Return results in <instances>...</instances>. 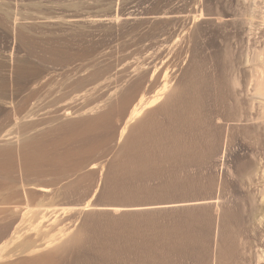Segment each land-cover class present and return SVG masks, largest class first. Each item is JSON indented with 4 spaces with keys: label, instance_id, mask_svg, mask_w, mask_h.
Masks as SVG:
<instances>
[{
    "label": "rangeland",
    "instance_id": "obj_1",
    "mask_svg": "<svg viewBox=\"0 0 264 264\" xmlns=\"http://www.w3.org/2000/svg\"><path fill=\"white\" fill-rule=\"evenodd\" d=\"M263 20L264 0H0V264L59 249L58 264H76L92 257L96 239L134 226L141 256L129 258L158 264L171 258L175 223L209 243L210 262L219 244L216 206L247 216L250 201L260 204L250 165L264 162V108L234 81L240 59L264 50ZM142 95L156 101L119 140ZM220 157L227 166L211 168ZM176 173L203 176L206 187L197 178L189 183L203 191L188 192L186 179L172 183ZM35 222L41 230L30 229ZM250 223L240 230L252 242L236 246L244 259L257 253L252 236L260 228ZM26 240L37 249L25 250ZM110 256L98 264H135Z\"/></svg>",
    "mask_w": 264,
    "mask_h": 264
},
{
    "label": "bare ground",
    "instance_id": "obj_2",
    "mask_svg": "<svg viewBox=\"0 0 264 264\" xmlns=\"http://www.w3.org/2000/svg\"><path fill=\"white\" fill-rule=\"evenodd\" d=\"M243 16V15H242ZM116 19H117V17H116ZM243 23H245V21H243ZM263 23H264V20H263ZM263 27H264V25H263ZM56 42V41H55ZM57 43V42H56ZM63 45V44H62ZM264 48V47H263ZM262 48V49H263ZM60 50V49H59ZM258 49L257 48H253V51L250 53V54H248L247 56H246V58L244 59L243 57V59H244V61H241L242 59H240V62L238 63V67H237V73H236V77H235V85H236V87H237V91L239 92V94L241 95V96H243L244 98H248V99H251V100H258V101H260L261 103H262V105H263V108H264V50L262 51V52H260V51H257ZM164 87V86H163ZM162 87V88H163ZM142 90V89H141ZM164 88H163V92H164ZM161 91V92H162ZM162 92V93H163ZM160 93V92H159ZM161 93V94H162ZM161 94H159V96L161 97ZM144 95H142L140 98H138V99H136V101H135V103L134 102H132L131 103V107L128 109V111H127V107L125 106L124 108H122V113L124 114V113H126V111H127V113H126V121H125V123H124V126L122 127V129H121V132H120V134H119V140L122 138V136H123V134H124V132L126 131V129H127V127L130 125V123H132L133 121H135L138 117H140L149 107H151L154 103H155V98H153L154 100L153 101H146L145 100V97H143ZM158 96V97H159ZM160 97L157 99V100H159L160 99ZM152 100V99H151ZM261 105V104H260ZM188 106V105H187ZM168 109V108H167ZM94 110V109H93ZM92 110V111H93ZM86 113V112H85ZM67 114V113H66ZM107 115V114H106ZM105 118V117H104ZM103 118V119H104ZM96 119V118H95ZM106 119V118H105ZM104 119V120H105ZM108 119V118H107ZM93 120V119H92ZM100 120V119H99ZM103 120V121H104ZM95 123H96V120L94 121ZM100 122V121H99ZM105 122V121H104ZM103 122V123H104ZM101 123V122H100ZM89 124V123H88ZM92 124V123H91ZM99 125V124H98ZM138 125V124H137ZM93 126H94V124H93ZM126 145H127V143H126ZM130 145V144H129ZM133 145V144H132ZM131 146V145H130ZM126 147H128V146H126ZM132 147V146H131ZM136 147V146H135ZM134 147H132V149L131 150H133L134 151V149H133ZM202 148V147H201ZM201 148H200V150H201ZM129 149V148H128ZM199 149V148H198ZM130 150V149H129ZM130 150V151H131ZM199 150V151H200ZM202 151H200V153H199V157H197L199 160H197L196 161V163H197V165H199V168L200 169H203V166L206 164V162H204V160H203V155H202ZM198 154V153H197ZM223 154V153H222ZM37 158V157H36ZM35 159V158H34ZM40 159V158H39ZM220 160H218V159H216V160H213L212 161V164H211V168H213V169H216V168H218V167H222L221 169H223V167H224V165H226L225 163H224V161H223V159H221V157L219 158ZM257 163V162H256ZM182 164V163H181ZM254 164V163H253ZM196 165V166H197ZM227 166V165H226ZM251 167H253L254 169V172L255 171H258L257 172V174H258V178H259V180H260V184H261V187H260V190L258 191V195H259V197L258 198H260V207H259V205L258 206H256V205H254V203H255V200H253V201H250L251 203H250V206L247 208V211H246V215L247 216H243V214H242V212H245L243 209H237V210H235V208H230V209H226V210H224V209H220V207L217 205L216 206V210H215V212H216V221L217 222H215V223H217V228H216V230H217V232H216V236H217V239L216 238H214V241H217V242H219V244H218V249L216 250V253L215 254H213V256L214 257H211L212 258V260L210 259V262L208 261L209 259H208V250H207V245L209 244H207V242H206V240L205 241H201L200 239H199V241L198 240H196V238H193L194 236H193V234L191 235V231H189L190 229H189V227L190 226H188V225H186V224H181V223H175V225H173V227L171 228L172 229V232H171V238L170 239H172V246H171V254H170V256H171V258L169 259V260H163V259H158L156 262L158 263V264H162V263H169V264H182V261L183 260H189L190 258L193 260V261H195V262H198L199 264H207V263H211L212 262V264H264V162H259V163H257V164H255V165H250ZM226 168V167H225ZM184 169V168H183ZM218 170V169H217ZM180 173V172H179ZM177 174V173H176ZM218 174H220V173H218ZM181 175V174H180ZM174 177V178H173ZM172 178L174 179V182H173V180H172V183L174 184V185H176V186H180V183H181V181H182V179H183V182L182 183H184V179H186V181H187V183H188V185H186L187 186V188H188V186L191 188L192 187V189H191V192H192V190H193V188H195L196 189V187H198V189H201L200 188V186H201V184H200V182L202 183V185H203V182H202V179H203V176H201V179H199V177H197L196 178V180H198V182H199V184H200V186L198 185V186H192V185H194V184H197L196 182V180H194V178L192 179V178H190L189 177V175H187V176H185L184 178H181V177H179V175L177 174V175H174ZM220 177V176H219ZM181 178V179H180ZM181 180V181H180ZM195 181V182H192L191 184L189 183V182H191V181ZM186 181H185V183H186ZM167 182V181H166ZM165 182V183H166ZM171 182V179H170V181H169V183ZM214 182V181H213ZM213 182L211 183V184H213ZM172 183H170V185H172V188H175L176 190H178L177 189V187L175 186L174 187V185L172 184ZM167 184V183H166ZM210 184V185H211ZM217 185V184H216ZM182 186V185H181ZM203 186H205V185H203ZM164 187H166V186H164ZM206 187V186H205ZM171 188V189H172ZM190 188H188V192H189V189ZM184 189H186V188H184ZM195 189H194V193H195ZM203 189L204 188H202L201 190L203 191ZM44 190V189H43ZM182 190V189H181ZM180 190V188H179V192L181 191ZM197 190V189H196ZM201 190H200V192H201ZM154 191V190H153ZM174 191V190H173ZM198 191V190H197ZM164 192V191H163ZM168 192V191H167ZM166 192V193H167ZM169 192H171V190L169 191ZM174 192H176V191H174ZM178 192V191H177ZM184 192H186V191H184ZM158 193V192H157ZM168 194V193H167ZM183 196V195H182ZM187 196V195H186ZM25 197V196H24ZM142 197V196H141ZM152 197V196H151ZM246 197V196H245ZM140 198V197H139ZM26 199L27 198H25V201H26ZM136 199H138V198H136ZM142 199V198H141ZM155 199H157V198H155ZM130 200H132V199H130ZM129 200V201H130ZM139 200V199H138ZM153 200H154V198H153ZM259 200V199H258ZM125 201V200H124ZM128 201V200H127ZM135 201V200H134ZM141 201V200H140ZM90 202V201H89ZM143 202H145L144 201V199H143ZM151 202H152V200H151ZM155 202V201H154ZM153 202V203H154ZM254 202V203H253ZM259 202V201H258ZM117 203H119V202H117ZM153 203H152V205H153ZM120 204V203H119ZM132 204V203H131ZM155 204V203H154ZM89 205V204H88ZM88 205H85V207L86 208H89L88 207ZM116 205V204H115ZM137 205V204H136ZM238 205V204H237ZM121 206V205H120ZM125 206V205H124ZM228 207H231V206H228ZM227 207V208H228ZM234 207V206H233ZM235 207H236V205H235ZM237 208V207H236ZM27 210H30V209H28V207L26 208ZM41 208H39V210H40ZM17 210V209H16ZM37 210V209H36ZM43 210V209H42ZM64 210V209H63ZM34 211H35V209H34ZM33 211V212H34ZM54 211V210H53ZM56 211V210H55ZM54 211V212H55ZM27 212H29V213H33L32 211H27ZM27 212H26V214H27ZM41 212V211H40ZM39 211H38V213H40ZM43 212H44V210H43ZM46 212V211H45ZM44 212V213H45ZM52 213V211H51V214H53V215H51V216H53L54 217V214L55 213ZM29 213H28V217L29 216H31V215H29ZM43 213V214H44ZM65 213V212H64ZM41 214V213H40ZM37 215V214H36ZM35 215V216H36ZM57 215H59L58 214V211H57ZM57 215L55 214V218H57V220H59L58 219V217H57ZM21 216H25V215H23V214H21ZM42 217V219L41 220H39V222L41 223L42 221H43V218H45L44 216H45V214H44V216L43 215H41ZM51 216L49 217V216H46V218L48 217V218H50L51 219ZM103 216V215H102ZM26 217V216H25ZM37 217H39L40 218V216H36V218ZM92 217V216H91ZM137 217V216H136ZM135 217V218H136ZM22 218V217H21ZM27 218V217H26ZM46 218L44 219V221L46 220ZM47 218V221L46 222H48V219ZM55 218H53V219H55ZM94 218V217H93ZM97 218V217H96ZM95 218V220H101V218L102 217H100V219H96ZM135 218H133V219H135ZM23 219H24V217H23ZM23 219H21V220H23ZM125 219V218H124ZM127 219V218H126ZM36 220V219H35ZM93 220V219H92ZM138 220V219H137ZM210 220V219H209ZM51 222H52V220H50ZM54 221V220H53ZM55 221H56V219H55ZM125 221V220H124ZM190 221V220H189ZM254 221H256L258 224H257V226L260 228V230H259V232H256V231H254V232H256L255 234V236H252V239H253V242H255V245H254V248H255V250L257 249V253L253 256V257H251L250 259H244L243 258V256H241L242 257V259H241V257H237L238 255H237V249H236V246H238V243H240L241 244V246L243 245L244 246V244L246 245V244H248V242L247 241H249V239H245L246 238V234L243 236L242 235V233H243V230H240L241 228H242V226H243V228H244V225L243 224H245L246 222H251L250 224H252ZM21 222V221H20ZM38 221H37V223H39ZM46 222H44V224L46 223ZM51 222H48V223H50L51 224ZM126 222V221H125ZM134 222V221H133ZM36 222H35V226H34V224H33V226H32V228H30V229H33V227L35 228H37V229H40L41 230V228L40 227H42V226H36V225H38ZM39 223V224H40ZM96 223V222H95ZM99 223V222H98ZM206 223V222H205ZM209 223V222H208ZM212 222H210L209 224H211ZM21 224H22V222H21ZM42 224H43V222H42ZM56 223H54L53 222V225H55ZM108 224V223H107ZM19 225V224H18ZM17 225V226H18ZM26 225V224H25ZM93 225V224H92ZM130 225V224H129ZM142 225V224H141ZM191 225V224H190ZM212 225V224H211ZM211 225H209V227H208V231H210L209 230V228H210V226ZM216 225V224H215ZM249 225V224H248ZM45 226V225H44ZM46 226H47V224H46ZM51 226V225H50ZM96 226H97V224H96ZM101 226V225H100ZM112 226V225H111ZM127 226V225H126ZM208 226V225H207ZM246 226V225H245ZM9 227V226H8ZM15 227V226H14ZM24 227V226H23ZM23 227H21V229H23ZM39 227V228H38ZM97 227H99V224H98V226ZM113 227V226H112ZM124 227V226H123ZM128 227V226H127ZM131 227V226H130ZM192 227V226H191ZM257 227V228H258ZM7 228V227H6ZM19 228V227H18ZM46 228V227H45ZM45 228L43 229V230H45ZM50 228V227H49ZM94 228V227H93ZM96 228V227H95ZM101 228H102V226H101ZM140 228L141 227H138V226H134L133 228H131L132 229V232H131V234H129V235H127V234H121L120 235V233L119 234H111L110 232H108L106 235H104V234H102V236L104 235V237L102 238H98V239H96L97 241L94 243V247L92 246V247H90V243H89V247H90V251H91V255H92V257L91 258H89L88 260L87 259H85V261L84 260H82V261H80V258H77L76 260H77V263L76 264H98V262L100 261L99 259H98V256H103V257H105L106 258V260H107V258H108V255L110 256H118V258H121L122 256H126L125 258H129V257H131V255H138L139 253H141L140 252V250H141V247H140V239H141V230H140ZM242 228V229H243ZM258 228V229H259ZM15 229V228H14ZM29 229V230H30ZM116 229V228H115ZM124 229V228H123ZM130 229V228H129ZM211 229V228H210ZM257 229V230H258ZM4 230V229H3ZM12 230V229H11ZM24 230V229H23ZM28 230V229H27ZM43 230H42V232H43ZM61 230V229H60ZM95 230V229H94ZM98 230V229H97ZM97 230H95V231H97ZM103 230V229H102ZM108 230V229H107ZM119 230V229H118ZM127 230V229H126ZM246 230V229H245ZM15 231V230H14ZM33 231V230H32ZM36 231V230H35ZM99 231V230H98ZM111 231H113V230H111ZM145 231V230H144ZM194 231V230H193ZM248 231V230H247ZM246 231V232H247ZM17 232H22V231H20V228L18 229V231L16 230L14 233H13V235H17ZM41 232V233H42ZM60 232V231H59ZM114 232V231H113ZM119 232V231H118ZM121 232V231H120ZM123 232V231H122ZM125 232V231H124ZM242 232V233H241ZM24 233V232H23ZM30 233V232H29ZM61 233V232H60ZM196 233V232H195ZM209 232H207V234H208ZM251 233V232H250ZM94 234V233H93ZM244 234V233H243ZM248 234V233H247ZM13 235L11 234L10 236H12L13 237ZM19 235H21L22 236V234H19L18 233V236L17 237H14V240L15 239H19L20 238V236ZM28 235H30V234H28ZM34 235V234H33ZM142 235H144V234H142ZM197 235H199L200 236V234L198 233ZM196 235V236H197ZM78 236V235H77ZM98 237L100 236V234L98 233V235H97ZM193 236V237H192ZM206 236V235H205ZM205 236L203 237V236H200L199 238H205ZM215 236V235H214ZM251 236V235H250ZM60 237H63V235L62 236H60ZM208 235L206 236V238H207V240H208ZM11 238V237H10ZM10 238H9V240H10ZM64 238V237H63ZM63 238H62V240H63ZM77 238H80L81 239V237H80V235L78 236V237H76V240H77ZM250 238V240H251V237H249ZM41 239H42V237H41ZM55 239H57V237L56 238H54V240H51L50 242H47L46 243V245H45V248H51L50 246L53 244L54 245V243H56L59 239L61 240V238H58V240L56 241ZM75 239V238H74ZM77 240V242L78 243H81L82 241L81 240ZM143 239V238H142ZM210 239V238H209ZM216 239V240H215ZM13 239H11V242L13 243V241H12ZM29 240V239H28ZM28 240H26V242H24V249L25 250H30V249H37L36 247H34L32 244H31V241L29 242ZM59 240V241H60ZM83 240V239H82ZM92 240V239H91ZM90 240V241H91ZM54 241H56V242H54ZM122 241V242H121ZM201 241V242H200ZM44 242V241H43ZM54 242V243H53ZM75 242V241H74ZM92 242V241H91ZM249 242H252V240L251 241H249ZM8 243V242H7ZM6 243V244H7ZM40 243V242H39ZM59 243V242H58ZM83 243V242H82ZM82 243L80 244L81 246H82ZM9 244H11V243H9ZM57 244V243H56ZM73 244V243H72ZM77 244V243H76ZM224 244H226V245H224ZM240 244H239V246H240ZM4 245V244H3ZM40 245V244H39ZM52 245V246H53ZM77 245H79V244H77ZM79 245V246H80ZM215 245V244H214ZM23 246L21 245V247H22V249H23ZM38 246V245H37ZM42 246V245H41ZM49 246V247H48ZM74 246V245H73ZM78 246V247H79ZM96 246H98V247H96ZM142 246V245H141ZM210 246V245H209ZM253 246V245H252ZM0 247H2L1 245H0ZM10 247V246H9ZM43 247V246H42ZM74 247H76V245L74 246ZM88 247V246H87ZM88 247V248H89ZM215 247H217V246H215ZM11 248V247H10ZM19 248H20V246H19ZM77 248V247H76ZM82 247H80V249H81ZM251 248V247H250ZM249 248V249H250ZM253 248V247H252ZM0 249H2L3 250V247L2 248H0ZM7 249V248H6ZM5 249V250H6ZM16 249V251H17V247L15 248ZM23 249V250H24ZM74 249V248H73ZM143 249V248H142ZM2 250H1V253H2ZM18 250H20V249H18ZM46 250V249H45ZM50 250V249H49ZM51 250H52V248H51ZM60 250V249H59ZM58 250V251H59ZM85 250V249H84ZM39 251V250H38ZM57 251V252H58ZM80 251V250H79ZM212 250H209V252H211ZM214 251H215V249H214ZM258 251L260 252V253H258ZM12 252V251H11ZM49 252V251H48ZM57 252H55L54 254H46V255H43V256H41L40 258L38 257L37 259H35V258H33L32 260H28L27 262H24V263H27V264H58L57 263V259L59 258H55V256L56 255H58V254H56ZM74 252H75V250H74ZM73 252V253H74ZM156 252V251H155ZM236 252V253H235ZM239 252V251H238ZM244 252V251H243ZM242 252V253H243ZM15 253V252H14ZM13 253V254H14ZM17 253V252H16ZM22 253V252H21ZM21 253H20V255H21ZM33 253V252H32ZM52 253H53V251H52ZM80 253H82L81 251H80ZM164 254H161L162 256L163 255H165V252H163ZM240 253V252H239ZM4 254V253H3ZM12 254V255H13ZM83 254V253H82ZM237 256H236V255ZM246 254V253H245ZM11 255V254H10ZM19 255V254H18ZM17 255V256H18ZM77 255H79V254H77ZM85 255H87V253L85 254ZM90 254H89V256H91ZM140 255V254H139ZM251 255H253V253L251 254ZM250 255V256H251ZM16 256V255H15ZM59 256V255H58ZM83 256V255H82ZM81 256V257H82ZM110 256V257H111ZM119 256H121V257H119ZM134 256H132V257H134ZM141 256V255H140ZM139 256V257H140ZM212 256V255H211ZM2 257H5V256H2ZM65 257V256H64ZM63 257V258H64ZM77 257H79V256H77ZM86 257V256H85ZM102 257V258H103ZM109 257V258H110ZM138 256H136L135 257V259L137 258V260H138V258H139ZM7 258V257H6ZM11 257H9V259H10ZM117 258V260H119ZM123 258V257H122ZM121 258V259H122ZM246 258V257H245ZM4 259V258H3ZM101 259V258H100ZM121 259H120V261H121ZM130 260H133V262H135V260L134 259H132V258H129ZM57 260V261H56ZM60 260V259H59ZM105 260V262H106V264H107V261ZM109 260V259H108ZM139 260H141L142 261V259H141V257L139 258ZM188 260H187V262H188ZM191 260V261H192ZM123 261H124V259H123ZM128 261V259L126 260V262ZM152 261V260H151ZM184 261V263H186L187 264V262H185ZM190 261V260H189ZM104 262V261H103ZM125 262V263H126ZM129 262V261H128ZM132 262V263H133ZM140 261H138V263H139ZM150 262V261H149ZM154 262H155V260H154ZM155 262V263H156ZM74 263V262H73ZM137 262H135V264H136ZM153 263V262H152ZM183 263V264H184ZM105 264V263H104ZM119 264V263H118ZM121 264V263H120ZM123 264V263H122Z\"/></svg>",
    "mask_w": 264,
    "mask_h": 264
}]
</instances>
